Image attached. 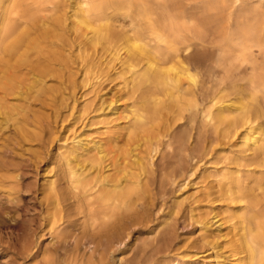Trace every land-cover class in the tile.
I'll list each match as a JSON object with an SVG mask.
<instances>
[{
	"label": "bare ground",
	"instance_id": "bare-ground-1",
	"mask_svg": "<svg viewBox=\"0 0 264 264\" xmlns=\"http://www.w3.org/2000/svg\"><path fill=\"white\" fill-rule=\"evenodd\" d=\"M55 1L0 0V115L13 120V127L23 137L37 136L43 125L35 113L31 118L24 113L30 106L28 100L34 97L44 104L59 98L62 106L66 101L63 90L76 86L77 74L72 73L67 52H76L83 72L81 87L86 89L80 98L89 93L94 97L80 105L74 99L69 106L70 116L75 112V121L96 120V129L94 133L77 132L75 122L58 139L64 144L58 146L62 177L52 174L46 181L43 233L35 242L38 233L25 231L23 254L34 258L37 264H91L82 263L66 249L60 222L77 205L84 222H89L93 231L103 232L100 237L109 238L110 230L115 229V217L143 200L149 191L155 156L162 145L171 146V129L177 122L188 120L199 121L211 133L200 146H191L193 155L187 166L171 172L166 179L181 189L192 183L187 198L189 213L198 223V240L210 247L200 256L204 257L202 261L264 264V26L259 33V24L258 30L256 26L232 24L239 26L237 33L228 32L235 33L239 42L234 38L236 44L223 45L218 58L213 59L217 56L209 53L215 46L208 42L204 29L186 21L184 16L158 12L148 0H75L73 6L65 3L63 8ZM263 2L211 3L215 4L213 9L227 13L230 23L239 21V14L250 3ZM66 8L72 9L70 15ZM68 31L73 32L72 40L68 39ZM123 44L127 47L125 56L119 48ZM197 47L201 54L196 57L192 51ZM218 69L226 78L209 87L207 83L219 77ZM201 74L203 79L199 78ZM239 75L241 79L235 80ZM119 79L122 81L115 84ZM50 80L57 86L48 85ZM97 98L100 107L90 111ZM124 100L131 102L123 103ZM95 111L98 113L89 117ZM55 134L56 131L50 132L51 136ZM192 138L190 134L182 145L186 146ZM236 140H240L239 149L230 152L236 147ZM225 144L233 147L225 157V166H234L235 171L229 167L214 169L207 171L206 178L215 180H191L203 160L216 155L217 147ZM240 168L251 169L243 176ZM5 170L9 169L0 164V173ZM205 173L199 178L204 179ZM3 177L0 176L2 182ZM18 177H13L15 187ZM61 179L66 180L67 191L58 184ZM217 202L226 203L227 208L213 213ZM201 203L213 210H209L213 215L200 213ZM234 205L236 209H232ZM1 213L0 209V218ZM46 227L60 244L53 253L37 249ZM217 248L221 254H212Z\"/></svg>",
	"mask_w": 264,
	"mask_h": 264
},
{
	"label": "rangeland",
	"instance_id": "rangeland-1",
	"mask_svg": "<svg viewBox=\"0 0 264 264\" xmlns=\"http://www.w3.org/2000/svg\"><path fill=\"white\" fill-rule=\"evenodd\" d=\"M179 1L180 0H148L158 12L165 13L166 11V14L174 13L175 15L184 16L186 17V21L191 20L197 28L200 30L204 29V34L207 36L209 35L208 42L215 46L213 47L210 44V47H213L215 51L211 49L212 52L210 50L209 56L213 55L215 57L220 55V49L225 44L228 46L229 44H236L239 42V38L237 40V37L235 38V33H237L239 26H234V23H239L238 25L241 24L243 27L250 25L256 26L259 24L260 28L259 26L255 28H257V30L258 28L261 29L258 31L262 33V27L264 26V2L259 5L258 3H250L251 5H249L253 7V9L252 7L250 8L252 12L250 9V11L247 10L250 7L247 6L248 8L245 7L247 9L243 8V10L246 11L243 12L242 10L239 14L241 15L239 21L234 19L229 23L227 21L226 12L220 9H213L215 4L211 2L214 0H181V3ZM55 2L58 3L60 8H63L65 3L73 6L75 0H56ZM199 5L201 7H199ZM65 10L68 11V13L72 12V9L66 8ZM217 10L221 12H217ZM185 12L187 13L185 14ZM216 12L224 14L221 17L220 14H215ZM246 12L249 17L247 14L244 15ZM251 13L253 17H251ZM70 14L71 13H69V15ZM244 16L250 19H247L250 23L245 20L247 17ZM187 17H190V19H187ZM252 18L257 19L259 22L257 20L251 22L253 21ZM72 20L73 19H70L68 23L71 24ZM244 20L248 23L246 22V24ZM228 31L230 33L233 31L235 33L229 34ZM73 38V32L68 31V39L72 40ZM233 39L236 43H234ZM98 48L100 49L101 46H98ZM119 48L121 49V54L125 56L127 54V47L125 44L121 45ZM200 51L201 48L197 47L192 53H197L195 55L197 57L201 54ZM67 55L71 58V62L69 63L71 64V69L73 68L74 71H72V73L77 74H74L76 86L73 89H70L68 86L66 90H63L62 93L66 101L63 102L62 106H59V98L55 99V102H47L44 104L40 99L34 97L28 100L30 106L24 113H28L30 118L35 113L36 116L40 117L41 124L43 125V128H41L42 130L39 129L38 132H36L37 136H32L31 138L23 137L13 127V120L7 121L5 116L0 115V164L9 169L0 173L4 176V182L0 180V209L2 210L0 218V264H37L34 258L26 257V254H23L22 245L26 243L27 234L25 231L28 229L35 230V233H38L34 239L31 238L35 242L37 241V237L43 233H41V229L44 227L42 224V213L45 208L43 196L46 181L52 174L61 175L60 167L62 162L58 158V146L64 144L59 142L58 139L63 137L66 128L75 122L74 131H89V133H94L93 130L96 129V125H94L96 120H93L92 123H88V120H84V118L75 121L77 116L75 112L72 114L73 116H70L69 106H71L74 99H78V105L79 103L82 104L84 101L93 98L94 94L89 93L85 98H80L81 93L86 90L81 87V76L83 73L79 67L81 66V62L77 58L76 52H67ZM217 58L218 56L213 59ZM193 71L194 73L196 72V70ZM219 73L216 75L219 77H215L216 79L214 78L211 82L207 83L209 87H213V85L217 86L226 76L222 69ZM202 77L201 74L199 78L203 79ZM241 77L240 75L237 76V78L235 76V80L239 81ZM119 81L121 82L122 80L119 79L115 84L120 83ZM240 82L243 83V81ZM48 85L57 86L54 80L48 81ZM106 85L107 84H105V86ZM120 86L122 87V85ZM59 95L60 94H58V97ZM17 101L14 100L13 103L15 102L19 106L20 104ZM122 102L128 104L131 101L124 100ZM100 103L98 98L95 99L90 111L98 109ZM96 113H98V111L92 112L89 117ZM3 117H5L4 119L6 122ZM179 123L181 122H177L175 125L176 127L171 129V131H175L171 133L173 137L171 146L168 147L167 144L162 145L161 152L155 156L154 166L150 174L149 191L144 194L143 200L138 201L131 209L122 212L121 216L115 217V229L110 230L108 234L109 238L100 237L103 232H97V230L93 231L91 227H89V222H84L82 218L83 214L79 213L77 205L68 213L69 217L60 222L63 224L61 228H64L62 234L66 249L70 253H74L82 263L213 264L207 261L203 262L202 260L204 257H200L204 256L206 252L209 251L210 247L205 246L198 240L200 238L199 231L197 230L199 226L194 216L192 217L191 213H189L190 201L187 198L191 192L190 185L192 183H190L188 187L181 189L179 185H172L171 182L166 179V176L171 172L187 166L193 155H191V146H200L210 135L211 131L209 128L204 127L199 121L189 123L188 120H185L182 121L181 124ZM161 128H163V126H161ZM54 131H56L57 134L51 136L50 132ZM71 134L72 132H69V135ZM190 134H192L193 138L185 143L186 146H183V139L187 140ZM163 140L167 141V138ZM234 144H236V147L230 152L239 149L237 148V144L240 145V140H236ZM232 148L233 147H230L229 144L217 147L218 152L216 155L214 154L203 160L202 166L191 180L200 183L205 179L207 182L215 180L213 177L206 178V174H208L207 171L211 170L222 171L229 167L231 170L235 171L236 167L225 166V157L230 155L229 150ZM248 169L250 170L251 168ZM248 169L242 170L243 176H246L245 171ZM252 170L256 171L259 169L254 168ZM205 171L204 179H200L199 177L202 172ZM17 174L19 175V184L15 187L12 183L15 181L13 177ZM65 182V179H61L58 184L63 187L64 191H67L64 187ZM200 205V213L210 212L209 210L211 209L205 203H201ZM234 207H236V205L232 206V209H236ZM214 208L216 209L213 213L220 212L227 208V204L217 202ZM209 216H211V214ZM44 234L45 237L38 239V251L41 252L48 249L51 253L55 252L60 244L48 234V227H46ZM211 252H213L212 254L216 252L217 254H221L219 248Z\"/></svg>",
	"mask_w": 264,
	"mask_h": 264
}]
</instances>
